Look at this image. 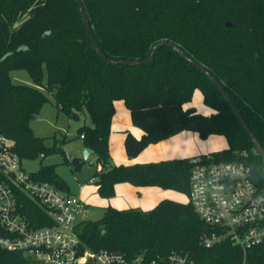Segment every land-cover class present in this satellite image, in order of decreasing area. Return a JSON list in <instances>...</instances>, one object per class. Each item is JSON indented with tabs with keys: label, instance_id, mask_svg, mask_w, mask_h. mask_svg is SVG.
<instances>
[{
	"label": "trees",
	"instance_id": "1",
	"mask_svg": "<svg viewBox=\"0 0 264 264\" xmlns=\"http://www.w3.org/2000/svg\"><path fill=\"white\" fill-rule=\"evenodd\" d=\"M82 2L107 58L145 60L161 40L178 45L224 87L264 148V0ZM15 69H27L35 85L14 83ZM196 89L211 114L184 107ZM46 92L53 93L57 109L69 119L89 115L91 123H83L78 136L97 155L93 182L102 198L113 197L120 182L190 192L192 158L112 163L108 141L116 100H124L133 124L144 131L141 137L127 132L130 158L184 130L203 140L224 135L227 146L211 152L214 159L244 161L264 194V160L245 127L212 81L174 49L160 47L154 60L143 65L108 64L96 51L76 0H0V131L21 161L62 149L46 145L30 125L49 100ZM66 161L75 167L85 162L81 157ZM30 173L69 192L55 164H41ZM0 184L15 187L31 225L54 223L49 210L13 185L1 168ZM210 231L191 202L169 198L149 210L110 206L100 219H82L76 226L81 242L93 251L147 260L179 251L189 253L195 264H264V245L246 251L229 242L206 247L200 238ZM0 264L36 263L22 251L0 247Z\"/></svg>",
	"mask_w": 264,
	"mask_h": 264
},
{
	"label": "built area",
	"instance_id": "2",
	"mask_svg": "<svg viewBox=\"0 0 264 264\" xmlns=\"http://www.w3.org/2000/svg\"><path fill=\"white\" fill-rule=\"evenodd\" d=\"M12 144L0 134V168L13 185L49 210L54 223L31 225L15 187L0 184L1 248L22 251L36 264H195L186 252L172 251L166 257L147 260L142 255L130 257L84 246L76 233L85 208L83 200L53 183L33 178L23 169ZM191 162L189 202L212 227L201 235V243L211 247L229 242L243 251L264 245V194L253 180L251 167L244 161L216 160L211 152L197 155Z\"/></svg>",
	"mask_w": 264,
	"mask_h": 264
},
{
	"label": "crops",
	"instance_id": "3",
	"mask_svg": "<svg viewBox=\"0 0 264 264\" xmlns=\"http://www.w3.org/2000/svg\"><path fill=\"white\" fill-rule=\"evenodd\" d=\"M198 91L201 93L203 106H206L203 102L202 92L199 89H196L192 101L186 103L184 106L185 108L195 107L198 112H201L193 103L195 94ZM206 108H208L209 111L205 110L207 112L201 113L211 114L213 112V109L210 107L206 106ZM84 119H86L85 123L90 124V121L86 116ZM128 131L137 137H141L144 134L143 130L133 124L131 112L127 108L124 100H116L115 113L111 123V134L108 141L111 161L114 164H134L172 158H193L200 154L216 151L211 148L208 143L202 141L203 139L197 132L184 130L157 143L149 144L137 157L130 158L126 153L124 144ZM90 179H93V176L90 177ZM79 186L78 192H74L69 188V193L79 196L83 200L85 203L83 212L88 210L87 205L89 203L102 208L104 211L105 208L110 206L119 210L126 208L149 210L154 208L166 197H174L173 191L168 189L158 186H135L129 182L117 183L115 186L116 193L111 198H102L99 195L97 186L94 182H92V185L90 186L85 183Z\"/></svg>",
	"mask_w": 264,
	"mask_h": 264
},
{
	"label": "rangeland",
	"instance_id": "4",
	"mask_svg": "<svg viewBox=\"0 0 264 264\" xmlns=\"http://www.w3.org/2000/svg\"><path fill=\"white\" fill-rule=\"evenodd\" d=\"M12 80L14 83L35 85L31 74L27 69H15L11 72ZM44 83L46 82V73L43 76ZM42 90H45L43 86H39ZM49 100L45 102L40 109L39 113L31 119L30 125L37 136L45 138V144L48 146L56 145L57 148H62L53 153L45 155L41 159L39 157L33 159H24L21 161L22 167L27 172H35L39 169L41 164H55L57 173L68 183L69 188L78 192L79 185L85 183L88 186L92 185L95 178L90 179L97 170V155L92 154L84 163L75 167L72 162L66 161L65 153H68L72 158H82V150L84 148L83 140L78 136V128L85 123L86 119L90 121L89 115H85L80 120L69 119L68 116L59 111L54 103V95L51 92H46ZM194 105L201 112H207L206 106H203L201 100V93L198 91L195 94ZM205 141L215 150L223 149L227 146V140L224 135L213 134L209 136ZM173 191L174 197H166L179 202H188L189 198L186 194L175 190ZM178 198V199H177ZM85 212H81L80 219H100L104 210L100 207H96L92 203L87 205Z\"/></svg>",
	"mask_w": 264,
	"mask_h": 264
},
{
	"label": "water",
	"instance_id": "5",
	"mask_svg": "<svg viewBox=\"0 0 264 264\" xmlns=\"http://www.w3.org/2000/svg\"><path fill=\"white\" fill-rule=\"evenodd\" d=\"M76 1H77V3L80 6V10H81V13H82V16H83L84 23L86 25L87 31H88V33L90 35L91 41H92L96 51L101 56V58L105 62H107L108 64L143 65V64L149 63V62L154 60L155 53L160 47L169 46L172 49H174L176 52H178L181 56H183L186 60H188L191 64H193L198 69H200L212 81V83L216 86V88L224 96L226 101L230 104V106L232 107L233 111L235 112L237 118L240 120V122L245 127L246 131L248 132L249 136L251 137V139H252L257 151L259 152V154L262 156V158L264 160V148L260 144L259 140L256 138L255 134L252 132V130L250 129V127L248 126V124L246 123V121L244 120V118L242 117V115L240 114L238 109L236 108L235 104L233 103L232 99L230 98L229 94L226 92L224 87L207 70V68L205 66L201 65L199 62H197L196 60L192 59L178 45H175V44H173L172 42H170L168 40H161L158 43H156L153 46V48H152L151 56L148 59H145V60L130 61V60H112V59L107 58L105 56V54L103 53L102 49L100 48L98 42L96 41L95 36L92 33V28H91L90 22L88 20V17H87V14H86V11H85V8H84V4H83L82 0H76ZM226 25H231V23L227 22ZM0 134H2L1 131H0ZM92 154H95V151L93 149H91L89 147H84V149L82 150V158H83V160H87Z\"/></svg>",
	"mask_w": 264,
	"mask_h": 264
}]
</instances>
